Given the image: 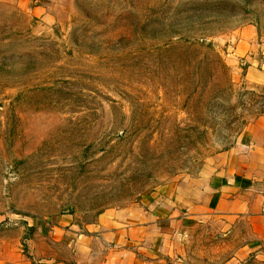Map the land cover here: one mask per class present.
Returning a JSON list of instances; mask_svg holds the SVG:
<instances>
[{
  "label": "rangeland",
  "instance_id": "374dc122",
  "mask_svg": "<svg viewBox=\"0 0 264 264\" xmlns=\"http://www.w3.org/2000/svg\"><path fill=\"white\" fill-rule=\"evenodd\" d=\"M0 0V262L27 224H85L196 177L264 114V87L233 64L264 0ZM229 55V56H228ZM213 222L178 229L187 264L233 261Z\"/></svg>",
  "mask_w": 264,
  "mask_h": 264
},
{
  "label": "crops",
  "instance_id": "0c3cea01",
  "mask_svg": "<svg viewBox=\"0 0 264 264\" xmlns=\"http://www.w3.org/2000/svg\"><path fill=\"white\" fill-rule=\"evenodd\" d=\"M254 33L252 26L237 32L232 63L244 59L248 83L264 87V73L254 71L249 57ZM263 206L264 114L196 177L155 189L131 208L101 213L85 224L66 214L27 224L33 233L23 240L25 255L5 251L0 264H187L173 246L178 229L210 222L239 239L231 260L264 264Z\"/></svg>",
  "mask_w": 264,
  "mask_h": 264
},
{
  "label": "built area",
  "instance_id": "2783aa9c",
  "mask_svg": "<svg viewBox=\"0 0 264 264\" xmlns=\"http://www.w3.org/2000/svg\"><path fill=\"white\" fill-rule=\"evenodd\" d=\"M262 211L264 212V206L262 207Z\"/></svg>",
  "mask_w": 264,
  "mask_h": 264
}]
</instances>
